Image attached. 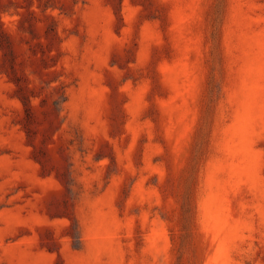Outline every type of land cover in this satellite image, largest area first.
I'll list each match as a JSON object with an SVG mask.
<instances>
[{
	"label": "rangeland",
	"instance_id": "obj_1",
	"mask_svg": "<svg viewBox=\"0 0 264 264\" xmlns=\"http://www.w3.org/2000/svg\"><path fill=\"white\" fill-rule=\"evenodd\" d=\"M0 264H264V0H0Z\"/></svg>",
	"mask_w": 264,
	"mask_h": 264
}]
</instances>
